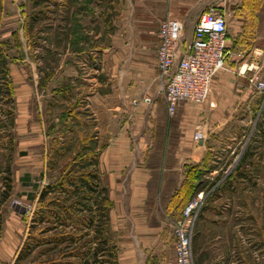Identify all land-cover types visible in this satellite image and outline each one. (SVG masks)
Wrapping results in <instances>:
<instances>
[{"label":"rangeland","instance_id":"374dc122","mask_svg":"<svg viewBox=\"0 0 264 264\" xmlns=\"http://www.w3.org/2000/svg\"><path fill=\"white\" fill-rule=\"evenodd\" d=\"M206 2L195 3L191 15L197 16L210 8L228 13L231 30L238 24L242 28L259 27L256 34L235 37L239 53L243 55L250 46L264 47V0ZM161 5L165 4L155 0H0V49L5 56L9 85V95H6L0 82V264H14L22 242L33 238L39 244L17 264H46L48 258H71L61 246L55 253H46V233L53 230L46 232V217L39 222L36 218L40 210L46 216V200L50 194L40 200L38 195L42 186L57 182L67 170H75L74 175L78 173L73 162H82L89 156L96 160L97 181L104 187L108 200L107 233L115 247L116 264H126L128 258L119 257L124 250L133 253L142 250L137 242L121 239L126 233L121 227L111 226L108 210L114 200L110 199L107 180L97 167L98 154L108 139L142 134L131 129L132 124L125 117L128 115L120 111L115 115V124L107 125L104 112L94 113L88 98L92 92L107 95L115 91L116 95L120 90L116 78L124 75L125 70L126 74L130 70L135 72L134 67H125L120 61L121 49L126 51L131 47L133 51L139 45L156 42L158 20L148 18L145 13H154ZM235 15L242 17L241 23L236 22L239 19H234ZM256 15L258 23H255ZM192 20V17L177 20L182 38L191 31ZM118 53H122L119 60L112 61ZM257 75L264 81V65L258 68ZM129 85L140 88L138 83ZM258 94L257 109L252 108L251 114L243 116L237 126L243 129V149L249 147L242 170L249 165L247 157L257 156V163L252 166L257 170L258 179L256 183L254 180L251 199L259 204V264H264V140L260 139L264 133L260 129L264 126V92ZM115 98H112L114 102L119 101ZM224 159L218 164L217 177L212 180L203 176L204 158L195 166L200 174L191 195L199 190L203 193L192 232L208 201L244 202L248 198L246 182L237 184V190L224 188L230 186L226 184L231 182L227 176L234 165L231 163L228 172L222 174L226 166L222 165ZM177 213H171V220ZM170 240L173 242L171 224ZM132 257L134 264H142L144 260Z\"/></svg>","mask_w":264,"mask_h":264},{"label":"crops","instance_id":"0c3cea01","mask_svg":"<svg viewBox=\"0 0 264 264\" xmlns=\"http://www.w3.org/2000/svg\"><path fill=\"white\" fill-rule=\"evenodd\" d=\"M155 2L165 5L154 13L146 12L148 18L158 20L159 24L163 18L183 21L192 17L193 26L200 13L192 16V8L195 3L203 4L204 0ZM209 3L207 0L206 4ZM220 13L227 20L228 56L224 68L212 76L208 96L203 103L179 101L173 114L168 116L156 73V34L154 44L139 45L140 48L134 47L133 51L128 47V54L122 47L125 55L118 53L111 59L117 61L122 54L120 61L124 66H132L135 70L134 73L130 70V74L125 70L124 75L116 78L120 85L116 95L115 91L107 95L96 92L89 95L92 111H103L107 125L115 124V115L120 111L128 115L125 117L131 122V129L142 134L141 137L108 139L97 159L98 171L107 180L109 197L114 200L108 210L111 226L121 227L126 232L120 237L122 240L137 242L142 247L140 252L124 250L119 255L120 258H128L126 264H134L132 256L143 257L142 264H173L171 213L179 209L170 206L171 197L188 169L193 170L204 158L206 168L203 176L212 180L217 177L218 164L224 157L222 165L226 166L220 173H227V167L234 163L228 175L231 182L226 183L230 186L224 188L237 190V184L246 182L248 198L244 202L210 200L204 205L192 232V264H259V204L251 199L254 180L256 183L258 179L257 170L252 166L257 163V156L247 157L249 165L244 170L241 165L235 166L243 150V129L237 123L243 116L251 114L252 108L257 109L259 91L255 89L253 78L259 79L258 68L264 65V47L250 46L243 55L239 53L235 37L256 34L259 27L242 28L238 24L231 30L228 13ZM241 18L234 16V19H239L237 23H241ZM254 18L258 23V15ZM190 37L191 31L184 39L189 40ZM131 83H138L140 88L129 85ZM112 98L119 101L114 102ZM198 127H203L205 139L195 142L192 134ZM260 129L264 132V126ZM262 136L260 139L264 140V133ZM220 199L221 196L218 197Z\"/></svg>","mask_w":264,"mask_h":264},{"label":"trees","instance_id":"16d2710c","mask_svg":"<svg viewBox=\"0 0 264 264\" xmlns=\"http://www.w3.org/2000/svg\"><path fill=\"white\" fill-rule=\"evenodd\" d=\"M0 82L5 88V94L9 95L6 61L1 49ZM247 149L249 147L245 146L235 168L249 154ZM83 160L73 162L72 166L79 169L78 173L74 175L75 170H67V174L62 175L57 182L46 183L39 191V200L50 194L46 200V216L40 210L36 218V222H39L46 217V232L53 230L52 233H46V253H55L56 248L61 246L66 250V255L71 257L64 260L48 258L46 264H116L115 247L107 233L108 200L104 187L99 186L97 181L96 160L92 156ZM198 174L200 172L195 168L186 171L179 188L171 197V207L180 210L196 189ZM37 240L33 238V241H23L13 263L17 264L28 255L39 244Z\"/></svg>","mask_w":264,"mask_h":264},{"label":"built area","instance_id":"2783aa9c","mask_svg":"<svg viewBox=\"0 0 264 264\" xmlns=\"http://www.w3.org/2000/svg\"><path fill=\"white\" fill-rule=\"evenodd\" d=\"M179 27V22L164 19L157 29L156 69L168 116L173 114L179 101L203 103L212 76L224 68L228 56L224 14L210 8L202 11L192 26L189 40L180 36ZM253 81L255 89L264 92V81L256 76ZM204 139V130L196 128L192 140ZM202 193L199 190L191 195L171 220L173 264H192L191 235Z\"/></svg>","mask_w":264,"mask_h":264}]
</instances>
